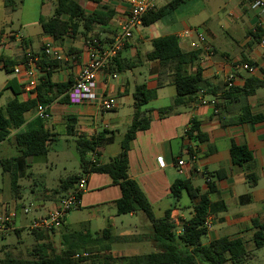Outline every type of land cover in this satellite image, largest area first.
<instances>
[{
	"label": "crops",
	"instance_id": "1",
	"mask_svg": "<svg viewBox=\"0 0 264 264\" xmlns=\"http://www.w3.org/2000/svg\"><path fill=\"white\" fill-rule=\"evenodd\" d=\"M172 1L174 0H156L157 10L164 8ZM48 2L49 0L42 1V7H46ZM80 3L88 13L103 11L104 8L113 10L115 16L107 29L114 34L118 32L120 24L127 17V6L121 0H102L101 4L92 3L90 0H80ZM84 3H89L91 6L87 7ZM189 28L208 35L215 52L213 57H208L202 50L190 49L189 42L194 40L195 36L179 37ZM257 29H260L261 39L253 36L257 33ZM99 34L104 37L103 29L97 27L89 35V39L78 35L75 39H66L62 44L56 43L43 32L39 33L40 38L35 42L27 37L19 38L12 34L10 36L3 34L0 37V69H3V59L15 60L19 57L16 61H20L28 53L43 55L45 47L52 45L67 54L66 60L54 61L56 63L51 69L52 82L56 84L75 82L81 68L88 62L89 40ZM170 35L178 38L183 51L200 52L201 55L196 64L187 70L193 74L197 68H200L205 85L195 103L178 108L172 115L161 117L158 110L170 106L175 99V97L173 99L172 90L175 89L173 73L169 69L162 70L158 61H148L146 55L153 49L154 38ZM11 37L15 40H11ZM245 60L254 63L252 67L255 70L235 72L234 86L230 88H243L249 78L264 81L263 13L252 10L246 0H184L177 10L155 24L139 27L125 50L121 52L118 61L119 65L127 64V62L135 63L134 68L122 72H113L110 69L98 77L97 89L117 99L118 106L115 110L106 112L95 105L72 106L57 100L48 107L50 119L45 121V125L54 137L53 142L59 141V138L64 135L68 136L67 130L70 127L74 136L68 137L73 138L75 147L79 136L92 139L103 132L113 134L114 142L100 148V156L97 157L99 163L105 164L121 152L122 140L133 119V94L136 87L146 85L150 90H157V99L143 108L152 111L151 127L139 133L131 144L129 178L135 181L143 191L153 207L157 220L164 218L166 212L171 211V222L176 227V234L180 235L183 223L193 218L198 199L191 201V205L178 207L180 201L172 197L171 186L177 180H191L195 187L208 192L209 186L205 174H213L214 177L221 174V179H212L215 191L209 193L211 213L207 218L211 228L206 236L209 241H203V243L209 244L223 237L230 240L243 239L250 251V248L254 246L252 221L264 220V88L259 89L247 99L251 115L262 117V120L255 124L238 123L243 112L237 100L230 98V101H224L225 107L220 115L218 112L214 113L211 106L199 104L202 99L213 100L217 104L223 102L222 96L229 88L227 74L232 71L231 64L248 63ZM162 71L164 74L160 76ZM12 78L16 79L14 75ZM17 98L23 102L32 100L25 92ZM27 115L30 116L27 118ZM36 117V113H27L26 123ZM193 122H197L201 132L208 136L207 143H198L186 137L187 130ZM15 134V131L12 132L10 140ZM5 143L1 144L0 148ZM232 144L245 145L253 153L254 162L250 168L232 163L230 155ZM192 154L193 160L190 158ZM89 158L92 161L95 160L94 157L89 156ZM178 159L186 162L183 176L178 173ZM27 163L29 168L38 166L33 158H28ZM248 175L256 178L249 180ZM54 190L44 188V195L39 198L41 204L35 208V215L31 218L24 216L22 212L24 205L20 185L19 191L15 194L12 191L9 198H4L0 190V212L5 208L8 211L17 212L12 231L2 238L14 232L21 243L23 242L22 232L28 229L35 239V245H50L56 253L60 254L65 248L62 245L63 238L69 233H90L96 237L109 228L115 236L123 238L120 242L113 244L112 249L106 253L113 258L136 256L129 255L132 247L148 248L151 253L160 250V244L153 238L152 224L142 213L118 215L116 203L121 198L120 188L113 184L109 176L100 174L88 175L80 207L74 210L81 211L82 208H87L89 214L86 219H75L71 215L72 211L67 215L63 226L53 233L32 232L31 223L35 219L48 215L62 199L61 196L55 203L49 201ZM243 197H248V201L241 202ZM104 209H107L108 217ZM122 217H128V220L131 219L134 222L138 219L136 227L126 226L125 222L120 220ZM102 219L107 222L105 227L103 224L102 227H97ZM117 221H120L122 227L117 226L119 223L116 225ZM141 227L149 229V233L141 236ZM256 251H250L252 253L250 262L255 259Z\"/></svg>",
	"mask_w": 264,
	"mask_h": 264
},
{
	"label": "trees",
	"instance_id": "2",
	"mask_svg": "<svg viewBox=\"0 0 264 264\" xmlns=\"http://www.w3.org/2000/svg\"><path fill=\"white\" fill-rule=\"evenodd\" d=\"M2 1L6 8H11L13 11L17 10L18 4L14 0ZM42 1L45 2L46 0ZM23 2L24 0H21L20 4ZM90 2L101 4L102 0H90ZM181 3H184V0H174L164 8L147 14L142 20V25L149 27L155 24L177 10ZM114 16V11L108 8H104L103 11L88 13L81 5L80 0H57L53 16L48 19L41 17L39 24L43 34L51 37L59 44L68 38L75 39L78 35L89 39V35L97 27H100L104 31V37L99 34L89 41L96 40L105 45L111 44L117 34L107 29ZM253 36L261 39L260 29H257V33ZM257 41L255 43L259 42ZM152 48V51L147 53L146 59L158 61L162 70L169 69L173 73L176 97L170 106L158 110L160 116L165 117L176 113L180 107L195 103L198 95L204 89L205 81L202 70L197 68L193 74L187 70L196 64L201 54L200 52L183 51L178 38L173 35L154 38ZM120 55L121 53L111 64V71L122 72L135 67V63L132 62L119 65ZM25 57L20 61L3 59V69L8 74H13V68L24 61ZM245 62L251 66L255 65L248 60ZM55 63L46 58H43L39 63L42 68V75L35 100L20 101L17 97L24 90L13 78L8 80L0 92L1 95L2 92L11 90L15 96L5 106L0 107V145L10 141L12 132H16L14 140L19 155L0 162L4 171L11 173L14 194L19 191V177L29 168L27 159L46 156L54 141V137L48 132L44 120L36 117L26 123L25 115L36 113L38 105L48 108L57 100L60 103H68L67 92L74 84L72 81L63 84L52 82L51 69ZM163 74V71L160 72V76ZM261 88H264V81L255 78H249L243 88H227L222 96L223 102L217 104L219 115L225 107L224 101H230L231 98L241 104L243 114L238 123L255 124L260 122L262 117L251 115L247 99ZM133 97V119L122 140L120 154L107 163L101 164L97 159L100 156L99 150L112 144L114 135L103 132L92 139L79 136L76 140V150L81 172L62 180L59 188L54 190L53 194L61 195L62 198L67 196L75 189L76 184L82 178H87L89 174L109 176L113 184L118 186L121 191V198L116 203L118 215L142 213L152 224L153 238L155 242L160 244V250L156 253L113 258L106 253L112 249L113 244L120 242L123 238L115 236L107 228L96 237L90 233H69L63 238L62 245L65 248L60 254L56 253L50 245L37 244L31 251L30 259L17 258L6 252L4 258L0 259V264H246L251 260L252 253L243 239L230 240L223 237L209 244L203 243V238L209 232L205 227L207 218L211 213L209 193L215 191L212 179H221V174H217L216 177L213 174H205V177L210 180L207 183L208 192H203L201 188L195 187L191 180H177L171 186V195L176 201H180L184 193L189 196L191 201L198 199V204L194 207L195 214L193 218L183 223L180 235L176 234V227L171 222V211L166 212L164 218L160 220L155 218L152 205L137 183L129 178L128 170L132 142L139 133L149 130L152 123V111L143 108L155 101L158 93L155 89L150 90L146 85H140L136 87ZM67 133L68 136H74L70 127H68ZM186 137L198 143L208 142V136L201 132L197 122L191 124V130L187 132ZM230 155L234 165L250 168L254 162L253 153L245 145L232 144ZM89 156L94 157L95 160L92 161ZM190 158L193 160L194 155L192 154ZM255 178L253 175H248L249 180ZM81 197L82 195L79 196L80 200ZM244 201L247 202L248 197L241 198V202ZM252 229L254 230V248L261 250L264 248V220L254 219ZM84 252L91 253V256L83 259L74 258L76 254Z\"/></svg>",
	"mask_w": 264,
	"mask_h": 264
},
{
	"label": "built area",
	"instance_id": "3",
	"mask_svg": "<svg viewBox=\"0 0 264 264\" xmlns=\"http://www.w3.org/2000/svg\"><path fill=\"white\" fill-rule=\"evenodd\" d=\"M126 4L127 17L120 24L119 30L111 44H101L94 41H89L88 47V62L81 68L73 86L67 92L68 104L72 106H82L85 104L95 105L102 111H113L117 108V99L111 95L99 91L96 87L98 77L105 71H110L111 64L117 56L125 50L129 42L135 36L139 27L142 25L143 18L157 10L156 0H121ZM250 4L252 10H258L264 14V0H246ZM195 36L194 40L189 42V47L192 51L202 50L208 57L214 56V49L211 46L208 35L205 32H198L196 29L189 28L185 30L179 37ZM46 58L50 61H64L67 54L60 49L47 45L43 51V55L35 53H28L25 60L20 62L13 68V75L17 83L23 87L25 93L28 94L32 100L37 98V88L40 83L42 75V68L39 65L41 60ZM230 66V64H229ZM231 73L227 74L228 87H233V80L239 70L245 72H253V68L248 63H233L231 64ZM201 106H211L214 113H217V103L215 101L200 100ZM36 116L44 121L50 119L48 108L38 105ZM191 130L188 128L187 132ZM186 162L178 159L177 168L178 173L185 175L184 169ZM207 182H210L207 179ZM87 178H82L75 186V189L58 201L56 206L48 213V215L35 219L31 225L30 230L36 233L51 234L61 228L66 220L67 215L78 209L81 204L79 198L86 189ZM24 215H28L30 210L26 207L22 208ZM17 217L16 211H8L5 208L0 212V234H7L12 231L14 220ZM205 227L210 230L211 225L206 221ZM91 253L84 252L76 254L75 259L89 258Z\"/></svg>",
	"mask_w": 264,
	"mask_h": 264
},
{
	"label": "rangeland",
	"instance_id": "4",
	"mask_svg": "<svg viewBox=\"0 0 264 264\" xmlns=\"http://www.w3.org/2000/svg\"><path fill=\"white\" fill-rule=\"evenodd\" d=\"M14 1L18 4L16 11H13L11 8H6L3 1L0 0V37H2L3 34L6 36L12 34V36H17L19 38H30L35 42L40 38L39 33L41 34L42 32L41 26L38 24L40 16H43L46 19L51 18L56 7V0H49L46 7H42V0H24L23 5L20 4L21 0ZM84 5L87 7L91 6L89 3H84ZM11 40H15V38L11 37ZM9 58H13V56H9ZM18 58L19 57H16L15 60H18ZM12 77L13 74H8L5 70L0 69V92L5 87L6 82L12 79ZM172 90L174 99V97H176V91L175 89ZM12 99H14L13 92L11 90L4 91L0 95V107L5 106ZM29 116L30 115H27V118ZM18 155L19 153L14 138L0 148V162L4 159H10ZM33 160L38 166L35 168H28L25 171V174L21 175L18 179V184L21 186L23 193L22 203L24 207L30 210V213L24 216H28L29 218L35 215V208L41 204L39 198L41 195H44V188H48L49 190L57 189L62 180L81 172L80 161L73 138L65 135L60 137L59 141L52 143L50 151L46 156L36 157L33 158ZM0 190L2 191L4 198H9L12 193L11 173L5 172L1 165ZM51 196L52 198H50L49 201L54 203L61 198V195L52 194ZM191 204V199L186 193H184L178 207H184ZM104 213L108 217L107 209H104ZM88 214L87 208H82L81 211H73L71 213L75 219L79 220L86 219ZM120 220H123L126 226L130 225L135 227L138 222V219L134 222L131 219L128 220V217H122ZM106 223L107 222L102 219L98 222L97 227H100L102 224L104 225L103 227H105ZM117 223L119 224L117 225ZM116 225L122 227L120 221H117ZM141 229V236H145V234L149 233V229L146 227H141ZM5 236L6 234H0V259L4 258L6 252L21 259L31 258V251L35 245V239L28 229L23 230L21 235L23 242L21 243H19L20 238L14 232L8 234L6 238H2ZM203 241L208 242L209 239L205 237L203 238ZM250 251H256L254 246L250 248ZM149 253H151V250L148 248L132 247V252H129V255ZM255 255V259L252 262L249 260L246 264H264V248L257 250Z\"/></svg>",
	"mask_w": 264,
	"mask_h": 264
}]
</instances>
